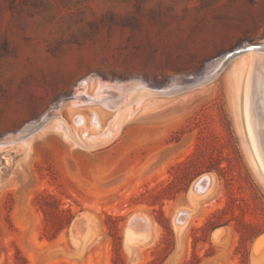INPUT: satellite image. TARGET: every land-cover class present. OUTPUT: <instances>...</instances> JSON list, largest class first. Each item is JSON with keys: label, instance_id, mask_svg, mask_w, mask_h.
I'll return each instance as SVG.
<instances>
[{"label": "rangeland", "instance_id": "374dc122", "mask_svg": "<svg viewBox=\"0 0 264 264\" xmlns=\"http://www.w3.org/2000/svg\"><path fill=\"white\" fill-rule=\"evenodd\" d=\"M254 44L264 0H0V264H264Z\"/></svg>", "mask_w": 264, "mask_h": 264}, {"label": "bare ground", "instance_id": "6f19581e", "mask_svg": "<svg viewBox=\"0 0 264 264\" xmlns=\"http://www.w3.org/2000/svg\"><path fill=\"white\" fill-rule=\"evenodd\" d=\"M255 45V44H254ZM262 48H264V45H261L260 47L255 45L252 46L250 49V56L252 57V66L250 69V73L248 76V81H247V106H246V113H247V123H248V127H249V132L250 135L252 137V140L254 142V145L256 146L257 149V145H260L257 143V137L259 135V130H260V121L259 118L257 117L256 111H255V103H254V84L258 83V81H262L264 83V70L262 72V76L258 74V70L262 69V67L264 65H262L264 63V52L260 51ZM262 100V99H261ZM259 111L261 112V110L259 109ZM263 128V127H262ZM261 135V134H260ZM261 148V147H260ZM264 154V152H263ZM262 154V155H263ZM259 156H260V152H259ZM260 158V157H259ZM261 161L264 164V160L261 158ZM220 231H216L215 235H218ZM264 241V236H262L259 241ZM257 241V242H259Z\"/></svg>", "mask_w": 264, "mask_h": 264}]
</instances>
